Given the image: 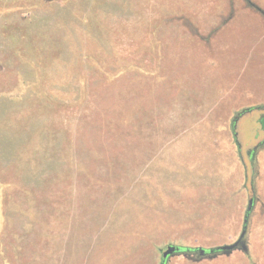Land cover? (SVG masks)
I'll list each match as a JSON object with an SVG mask.
<instances>
[{"label": "rangeland", "instance_id": "1", "mask_svg": "<svg viewBox=\"0 0 264 264\" xmlns=\"http://www.w3.org/2000/svg\"><path fill=\"white\" fill-rule=\"evenodd\" d=\"M259 103L264 0H0V264H160L233 243L252 197L248 235L264 134L231 125ZM247 237L166 264H261Z\"/></svg>", "mask_w": 264, "mask_h": 264}, {"label": "trees", "instance_id": "2", "mask_svg": "<svg viewBox=\"0 0 264 264\" xmlns=\"http://www.w3.org/2000/svg\"><path fill=\"white\" fill-rule=\"evenodd\" d=\"M256 111L258 113V130H262V133L264 134V103H259V104H253V105H247L242 107L241 109H239V111H237V115L240 116L239 119L237 121L232 122L231 125V131L233 134L234 139L236 140L237 138V126L238 123L240 122V118L246 114V113H250ZM262 146H264V139L258 144V146L256 147V150H261ZM253 152H250V158L252 159L253 157ZM240 158V156H239ZM241 162L243 163V165L246 167L245 162L240 158ZM250 165L252 168L256 167V161L255 160H251ZM177 246V250L175 253H182L185 256H191V255H195L194 260H201V259H211V258H215L218 255L226 252L227 250H221L219 248L220 245L217 246H212V247H208V248H204V247H191V246ZM166 260L161 259V263L160 264H164Z\"/></svg>", "mask_w": 264, "mask_h": 264}, {"label": "water", "instance_id": "3", "mask_svg": "<svg viewBox=\"0 0 264 264\" xmlns=\"http://www.w3.org/2000/svg\"><path fill=\"white\" fill-rule=\"evenodd\" d=\"M252 202H253V199L251 197L248 200V205H247L244 217H243L242 228H241L238 238L231 244L220 245L219 248L221 250L231 251L233 249L240 247V249H242L244 252L248 251V247L246 244V238H247V230H248V225H249V215L252 209ZM177 249L178 248L175 245H168L162 252V259L166 260L171 254L176 252ZM164 264H166V261L164 262Z\"/></svg>", "mask_w": 264, "mask_h": 264}, {"label": "crops", "instance_id": "4", "mask_svg": "<svg viewBox=\"0 0 264 264\" xmlns=\"http://www.w3.org/2000/svg\"><path fill=\"white\" fill-rule=\"evenodd\" d=\"M248 235L250 242L248 246L258 258V261L264 264V211L253 218V226Z\"/></svg>", "mask_w": 264, "mask_h": 264}, {"label": "flooded vegetation", "instance_id": "5", "mask_svg": "<svg viewBox=\"0 0 264 264\" xmlns=\"http://www.w3.org/2000/svg\"><path fill=\"white\" fill-rule=\"evenodd\" d=\"M250 153V152H249Z\"/></svg>", "mask_w": 264, "mask_h": 264}]
</instances>
